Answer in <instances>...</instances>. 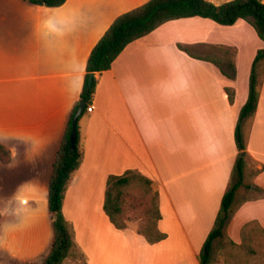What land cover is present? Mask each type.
Segmentation results:
<instances>
[{
  "label": "crops",
  "instance_id": "1",
  "mask_svg": "<svg viewBox=\"0 0 264 264\" xmlns=\"http://www.w3.org/2000/svg\"><path fill=\"white\" fill-rule=\"evenodd\" d=\"M148 1L66 0L51 7L0 0V143L11 151L10 162L0 160V248L20 221V260L12 264H44L51 253L50 179L89 56L119 15ZM211 21H168L131 42L110 69L95 72L93 111H84L78 122L84 158L63 205L86 264H200L234 181L236 127L250 83L240 74L232 79L212 61L217 46L238 43L218 37ZM255 39V50L264 47ZM223 69L229 73L227 65ZM227 87L235 91L234 102ZM243 132L248 187L237 190L232 205L227 257L220 251L221 260L212 264H264V81ZM129 170L150 178L159 193L158 225L167 233L159 242L116 227L105 211L109 176ZM246 243L255 254L242 249Z\"/></svg>",
  "mask_w": 264,
  "mask_h": 264
},
{
  "label": "trees",
  "instance_id": "2",
  "mask_svg": "<svg viewBox=\"0 0 264 264\" xmlns=\"http://www.w3.org/2000/svg\"><path fill=\"white\" fill-rule=\"evenodd\" d=\"M29 1L36 5L51 7L61 6L66 2V0ZM194 16L209 18L222 25H233L239 19H245L255 27L259 37L264 40L263 0H228L221 4H216L211 0H149L119 15L92 49L88 59L83 91L80 95V99H84L87 103L85 111H87L88 106L92 102L97 85L96 77L90 82L92 73L110 69L117 57L131 42L151 33L162 24L171 20ZM179 46L193 56L201 57L194 54L189 48L181 44ZM226 49L228 53L231 52L229 51L230 47H226ZM202 58L210 59L208 57ZM212 61H215L224 73L229 74L223 69V64L214 58ZM227 66L232 68L233 64L230 63ZM263 81L264 47L257 51L253 60L248 100L241 110L236 127V142L240 152L234 167V181L223 196L215 225L200 251L198 256L200 264H212L221 260L220 251L225 244L224 239L227 236L226 225L237 190L242 185L248 187L245 183V173L248 168L249 155L246 137L243 132V123L246 119L252 117L256 111ZM226 90L230 102H234V89L227 87ZM79 106L80 100L74 105L60 148L56 154V161L50 179L49 210L53 218L55 241L53 249L44 264H63L75 252L84 259V255L75 241V231L63 212L68 186L84 158V149L81 145L78 125L75 144L73 143V120ZM0 160L4 163H8L11 160L10 149L2 143H0ZM137 177L144 182L145 190L131 189L133 181ZM151 183L150 178L144 175H137L131 170L123 175H110L104 208L110 220L118 228H125L127 221L143 217L146 213L150 219H148L141 230L149 242L155 243L165 239L167 233L159 229L158 223L162 217L158 202L159 193L153 192ZM1 217L2 213L0 210V220ZM241 247L247 253L255 254L257 251L255 247L247 245V243L242 244Z\"/></svg>",
  "mask_w": 264,
  "mask_h": 264
},
{
  "label": "rangeland",
  "instance_id": "3",
  "mask_svg": "<svg viewBox=\"0 0 264 264\" xmlns=\"http://www.w3.org/2000/svg\"><path fill=\"white\" fill-rule=\"evenodd\" d=\"M219 3H224L228 0H216ZM264 1V0H263ZM211 28H213V31L215 34L220 38H228L232 41L238 43V46H232L230 47L231 51L228 53V50L226 47L217 46L215 52L210 53L211 57H214V59L221 64L229 65L230 63L233 64V67L230 68L227 66L229 70V75L232 79H235L237 74H240L241 80H244L248 76V83L250 82V75H251V68L253 64V59L255 56V53L257 51L258 47L255 50V47L257 46L258 41H256L255 38L259 39V42L264 41L260 39L255 27L249 23V21H242L238 23L236 26H223L218 23H214L211 21L210 23ZM255 36V37H253ZM253 52L254 56H253ZM231 73V74H230ZM249 73V75H248ZM137 175H143L140 172H135ZM133 190H145V184L144 182L137 177L132 184ZM152 187V186H151ZM153 189V188H152ZM153 192H155L153 190ZM88 208H86L87 210ZM153 218V216L151 215ZM148 219H150L149 216L145 213L143 217L134 218L132 220L127 221V227H132L134 229H137L138 231L142 232V227L144 224L147 223ZM22 233V232H21ZM25 233V232H24ZM10 236H8L6 240V246L3 248H0V264H12V262H19L20 260V221L13 223L10 228ZM227 249L233 248L237 253L240 254V249L236 246H231L229 242H226ZM225 244L223 245V248L221 250V257L226 258L225 256ZM109 262L108 264H110ZM114 263V262H113ZM112 263V264H113ZM63 264H86L85 258L82 259V257L77 253H73L70 257H68ZM114 264H126L124 261L121 263L115 262Z\"/></svg>",
  "mask_w": 264,
  "mask_h": 264
},
{
  "label": "water",
  "instance_id": "4",
  "mask_svg": "<svg viewBox=\"0 0 264 264\" xmlns=\"http://www.w3.org/2000/svg\"><path fill=\"white\" fill-rule=\"evenodd\" d=\"M95 72L90 75V82L94 80ZM86 101L84 99H80V106L75 114L74 120H73V143L75 144V139L77 136V125L80 116L84 113L85 107H86Z\"/></svg>",
  "mask_w": 264,
  "mask_h": 264
},
{
  "label": "built area",
  "instance_id": "5",
  "mask_svg": "<svg viewBox=\"0 0 264 264\" xmlns=\"http://www.w3.org/2000/svg\"><path fill=\"white\" fill-rule=\"evenodd\" d=\"M93 108H94L93 105L90 104V105L88 106V109H87V110H88L89 112H91V111H93Z\"/></svg>",
  "mask_w": 264,
  "mask_h": 264
}]
</instances>
